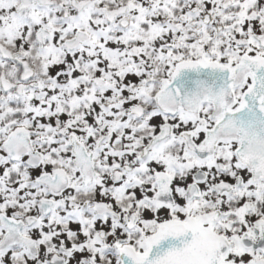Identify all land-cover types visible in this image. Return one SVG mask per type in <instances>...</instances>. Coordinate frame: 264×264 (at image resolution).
Listing matches in <instances>:
<instances>
[{
  "label": "snow or ice",
  "instance_id": "obj_1",
  "mask_svg": "<svg viewBox=\"0 0 264 264\" xmlns=\"http://www.w3.org/2000/svg\"><path fill=\"white\" fill-rule=\"evenodd\" d=\"M0 264H264V0H0Z\"/></svg>",
  "mask_w": 264,
  "mask_h": 264
}]
</instances>
